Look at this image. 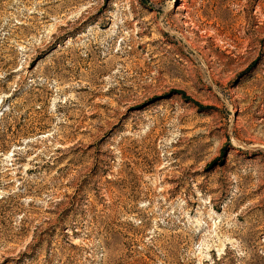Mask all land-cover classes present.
Wrapping results in <instances>:
<instances>
[{"label":"rangeland","instance_id":"374dc122","mask_svg":"<svg viewBox=\"0 0 264 264\" xmlns=\"http://www.w3.org/2000/svg\"><path fill=\"white\" fill-rule=\"evenodd\" d=\"M9 73L0 264H264V0H0Z\"/></svg>","mask_w":264,"mask_h":264},{"label":"trees","instance_id":"16d2710c","mask_svg":"<svg viewBox=\"0 0 264 264\" xmlns=\"http://www.w3.org/2000/svg\"><path fill=\"white\" fill-rule=\"evenodd\" d=\"M10 74L11 73H9V74H7V75H5V76H3V77L0 78V88H3V84L5 85V83L10 79V77H11ZM7 99L8 98H5L4 101H7ZM0 103H2V101H0ZM4 110H5L4 107H2V110L0 112V120L2 119V112H4ZM3 142H5V139L4 138H1L0 139V148H3L4 147L3 146V144H4Z\"/></svg>","mask_w":264,"mask_h":264}]
</instances>
